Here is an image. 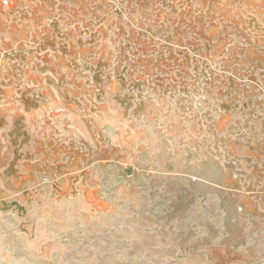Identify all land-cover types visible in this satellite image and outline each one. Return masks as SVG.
<instances>
[{"label": "rangeland", "instance_id": "1", "mask_svg": "<svg viewBox=\"0 0 264 264\" xmlns=\"http://www.w3.org/2000/svg\"><path fill=\"white\" fill-rule=\"evenodd\" d=\"M0 264H264V0H0Z\"/></svg>", "mask_w": 264, "mask_h": 264}]
</instances>
